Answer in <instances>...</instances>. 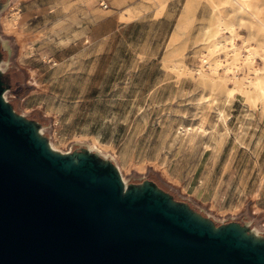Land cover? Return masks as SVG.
Masks as SVG:
<instances>
[{
  "label": "rangeland",
  "instance_id": "1",
  "mask_svg": "<svg viewBox=\"0 0 264 264\" xmlns=\"http://www.w3.org/2000/svg\"><path fill=\"white\" fill-rule=\"evenodd\" d=\"M239 1L139 0L88 30L70 4L0 0L1 91L56 153L119 167L124 194L151 189L214 230L262 225L264 28Z\"/></svg>",
  "mask_w": 264,
  "mask_h": 264
},
{
  "label": "water",
  "instance_id": "2",
  "mask_svg": "<svg viewBox=\"0 0 264 264\" xmlns=\"http://www.w3.org/2000/svg\"><path fill=\"white\" fill-rule=\"evenodd\" d=\"M0 264H264L238 224L214 230L165 195L123 193L113 167L51 151L2 98Z\"/></svg>",
  "mask_w": 264,
  "mask_h": 264
},
{
  "label": "crops",
  "instance_id": "3",
  "mask_svg": "<svg viewBox=\"0 0 264 264\" xmlns=\"http://www.w3.org/2000/svg\"><path fill=\"white\" fill-rule=\"evenodd\" d=\"M57 3L70 4L73 22L78 20L79 27L83 25L89 30L91 27L99 28L103 24H108L113 19L112 11L119 9L123 11V8L138 9L139 0H136V3H133V0H57ZM169 3L171 2L169 1ZM156 4L159 5L160 2H156ZM248 223L245 227L246 231L257 230L259 233L257 241L264 242V224Z\"/></svg>",
  "mask_w": 264,
  "mask_h": 264
},
{
  "label": "bare ground",
  "instance_id": "4",
  "mask_svg": "<svg viewBox=\"0 0 264 264\" xmlns=\"http://www.w3.org/2000/svg\"><path fill=\"white\" fill-rule=\"evenodd\" d=\"M252 5H253V10H250L249 9V6L247 7V3H250L249 1H247V0H243L242 2L241 1H239V7H243V9L245 8V10L251 15V16H253V18H255L256 20L255 21H258L259 22V24H261V26L264 28V22H263V20H262V18H260V16H259V14H258V12H257V10H260V5H259V2H263V0H252ZM251 5V6H252ZM189 4H187L186 5V7H185V10H184V12H183V15H182V17H181V24H183L184 22H185V20L187 19V16H188V13H189ZM168 55H170V54H168ZM201 77L203 78V79H206V78H210V80H212V85H213V87L214 88H219V87H221V85H224L225 86V91L226 92H228V94H231L232 93V90H233V88L232 87H230V86H226L225 85V80L224 79H222L221 77H219V78H215V77H211V76H208L207 74H203V75H201ZM252 81H254L255 83H256V88L258 89V91H260V92H264V88L262 87V83H263V79H261V78H258V79H254V78H252ZM221 82H222V84H221ZM235 86L236 87H238L239 89H241V82L240 81H238V80H235ZM2 98H3V100L6 102V98H5V95H4V93L2 92ZM36 133H37V131H36ZM37 135H38V133H37ZM46 144H47V147L51 150V151H53V152H57L56 151V149H55V147L50 143V142H46ZM92 151H97L96 152V155H100L101 154V152H102V150L101 149H99V148H97V146L95 145V144H91V146L87 149V154H89V155H91V154H93V152ZM62 155H68V156H71V158L73 159V161L74 162H78V158L76 157V155H71L70 153H68V152H63V153H61ZM93 155H95V154H93ZM113 169L117 172V174L119 175V177H120V179H121V181H122V184H123V189L126 187V182H125V179L123 178V176H122V174H121V171H120V168L119 167H113ZM244 233L247 235V236H251L252 238H254L255 240L256 239H258L259 237V233L257 232V230H253L252 232H251V234H248V232L247 231H244Z\"/></svg>",
  "mask_w": 264,
  "mask_h": 264
},
{
  "label": "built area",
  "instance_id": "5",
  "mask_svg": "<svg viewBox=\"0 0 264 264\" xmlns=\"http://www.w3.org/2000/svg\"><path fill=\"white\" fill-rule=\"evenodd\" d=\"M206 57H203V59H205ZM203 62H205V65H207V67H208V63H206L207 62V60H203Z\"/></svg>",
  "mask_w": 264,
  "mask_h": 264
},
{
  "label": "trees",
  "instance_id": "6",
  "mask_svg": "<svg viewBox=\"0 0 264 264\" xmlns=\"http://www.w3.org/2000/svg\"><path fill=\"white\" fill-rule=\"evenodd\" d=\"M3 79H4V76H3ZM4 82H5V79H4ZM6 83V82H5Z\"/></svg>",
  "mask_w": 264,
  "mask_h": 264
}]
</instances>
